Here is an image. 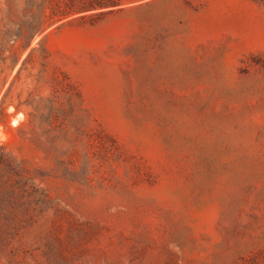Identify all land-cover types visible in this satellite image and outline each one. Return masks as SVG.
<instances>
[{"label": "rangeland", "instance_id": "374dc122", "mask_svg": "<svg viewBox=\"0 0 264 264\" xmlns=\"http://www.w3.org/2000/svg\"><path fill=\"white\" fill-rule=\"evenodd\" d=\"M0 264H264V0H0Z\"/></svg>", "mask_w": 264, "mask_h": 264}]
</instances>
